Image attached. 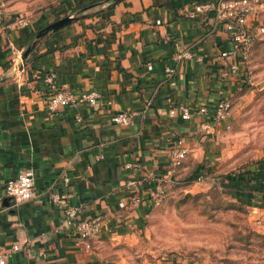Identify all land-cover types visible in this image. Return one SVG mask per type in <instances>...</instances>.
<instances>
[{
	"label": "crops",
	"instance_id": "obj_1",
	"mask_svg": "<svg viewBox=\"0 0 264 264\" xmlns=\"http://www.w3.org/2000/svg\"><path fill=\"white\" fill-rule=\"evenodd\" d=\"M0 1L5 11L0 21V246L20 247L7 264H141L134 253L151 205L146 199L138 207L129 205L127 180H144L149 171L160 174L176 139L189 153L174 182L217 169L220 137L230 119L213 124L194 113L185 121L180 107L211 111L221 90L233 105L247 80L246 69L220 80L213 57L229 47V35L210 12L188 14L194 4L215 0H120L111 7L103 1L75 13L74 7L87 0ZM17 15L26 16L28 25H12ZM56 16L74 20L39 40L18 73L13 61L31 45V34ZM247 27L259 36L264 10L249 17ZM186 50L192 59H175ZM167 67L174 70L171 77ZM49 73L75 94L97 92L99 104L49 112L43 81ZM124 111L135 113L132 125H113L110 117ZM126 162L137 167L126 169ZM26 169L34 174L35 197L15 205L4 185ZM260 174L244 188L241 181L228 184L254 214V228L264 233ZM54 195H60L56 203ZM69 205L86 216H101V233L80 240L62 224Z\"/></svg>",
	"mask_w": 264,
	"mask_h": 264
},
{
	"label": "rangeland",
	"instance_id": "obj_2",
	"mask_svg": "<svg viewBox=\"0 0 264 264\" xmlns=\"http://www.w3.org/2000/svg\"><path fill=\"white\" fill-rule=\"evenodd\" d=\"M253 44L247 80L220 137L219 167L202 169L201 182L191 176L163 190L134 253L141 264H264V238L258 236L264 233L254 228V214L228 184L241 181L244 188L257 172L264 175V30Z\"/></svg>",
	"mask_w": 264,
	"mask_h": 264
},
{
	"label": "built area",
	"instance_id": "obj_3",
	"mask_svg": "<svg viewBox=\"0 0 264 264\" xmlns=\"http://www.w3.org/2000/svg\"><path fill=\"white\" fill-rule=\"evenodd\" d=\"M263 5L264 2L262 0H215L196 3L192 6L190 12L188 11V14L192 17L210 12L213 21L221 25L229 35V47L219 51L213 57V63L218 66L217 73L220 80H228L248 66L254 36L247 27V20L249 17H258L257 8H262ZM4 14L3 4L0 1V21ZM28 22L26 16L17 15L11 24L24 27L28 25ZM175 59H192V54L188 50L178 52L175 55ZM13 64L18 73L23 72L24 64L20 56L13 61ZM165 73L167 77H171L174 70L167 67ZM43 81L48 91L45 107L49 112H57L66 107L76 108L83 104L95 107L100 102V96L97 92L88 91L75 94L65 85L59 84L54 73L47 74ZM231 111V100L221 90L220 97L211 111L206 106H201L195 111L182 106L180 107V117L188 121L195 113L207 118L213 124H217L228 121L231 118ZM134 116V112H119L110 117V122L116 126L127 127L132 125ZM80 119V116L77 115L76 120L80 121ZM204 129H207V126ZM188 153L189 149L183 145V140L176 139L168 149V164L160 174L149 171L144 180H127L126 187L130 191L129 205L133 208L138 207L145 199L149 201L150 205L156 204L163 193L164 185L174 181L177 170ZM124 167L126 169H135L137 165L126 162L124 163ZM197 181L201 182L202 178L198 177ZM64 182L67 184L68 180L65 178ZM151 182H154L155 185L149 186L150 184L148 185V183ZM145 184L148 187H145ZM4 192L13 200L15 205L32 200L35 197V183L32 170L26 169L15 178L8 179L4 185ZM69 197L70 195L61 196V198ZM59 198L60 195H54L52 196V201L56 203ZM62 224L71 227L75 235L82 241L97 237L103 228L101 216H86L79 206L71 205L64 209ZM19 250L20 247L18 245H13L9 249L0 246V264H7L9 255Z\"/></svg>",
	"mask_w": 264,
	"mask_h": 264
},
{
	"label": "water",
	"instance_id": "obj_4",
	"mask_svg": "<svg viewBox=\"0 0 264 264\" xmlns=\"http://www.w3.org/2000/svg\"><path fill=\"white\" fill-rule=\"evenodd\" d=\"M120 0H105V2H118ZM74 20V17L71 16H65L63 18H60L56 21H53L52 23L46 25L45 27L41 28L36 34H35V39L31 43L30 46L27 47V49L24 51L22 55V61L24 62L25 59L28 57V55L34 50L37 42L44 38L48 33L56 31L69 23H71Z\"/></svg>",
	"mask_w": 264,
	"mask_h": 264
},
{
	"label": "trees",
	"instance_id": "obj_5",
	"mask_svg": "<svg viewBox=\"0 0 264 264\" xmlns=\"http://www.w3.org/2000/svg\"><path fill=\"white\" fill-rule=\"evenodd\" d=\"M103 1H105V0H87V1H85V2H81V3H79L76 7H74V9L72 10V12H77V11H79V10H81V9H86L87 7H89V6H92V5H94V4H96V3H98V2H103ZM115 4V2H109V5H108V7H111V6H113ZM83 15L82 14H79V15H77V18H80V17H82ZM60 17H58V16H56L55 17V20H58ZM35 34L36 33H33V34H31V36L29 37V44L30 43H32L33 41H34V39H35ZM253 46H254V44L252 45V51H253ZM251 55H252V53H251ZM24 66H26V62H24ZM231 105H232V101H231ZM185 160V159H184ZM184 160H183V162H184ZM183 162L181 163V165H180V167L182 166V164H183ZM180 167H179V169H180ZM178 169V170H179ZM177 173H178V171H177ZM176 173V174H177ZM229 180H231L230 178H229ZM232 182H236V181H234V180H231ZM259 237H262V238H264L263 236H260V235H258ZM264 240V239H263Z\"/></svg>",
	"mask_w": 264,
	"mask_h": 264
}]
</instances>
